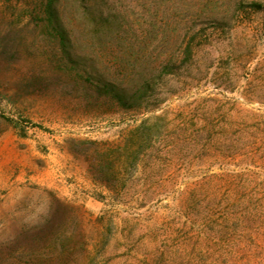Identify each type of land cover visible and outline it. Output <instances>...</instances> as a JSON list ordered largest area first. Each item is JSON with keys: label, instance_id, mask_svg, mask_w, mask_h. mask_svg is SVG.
<instances>
[{"label": "rangeland", "instance_id": "1", "mask_svg": "<svg viewBox=\"0 0 264 264\" xmlns=\"http://www.w3.org/2000/svg\"><path fill=\"white\" fill-rule=\"evenodd\" d=\"M104 2L156 24L150 64L176 69L158 108L85 102L0 1V264H264V18L221 30L210 13L264 0ZM144 119L159 136L138 167L120 151L99 177L97 154Z\"/></svg>", "mask_w": 264, "mask_h": 264}, {"label": "trees", "instance_id": "2", "mask_svg": "<svg viewBox=\"0 0 264 264\" xmlns=\"http://www.w3.org/2000/svg\"><path fill=\"white\" fill-rule=\"evenodd\" d=\"M11 1L15 3L14 11L33 21L39 30L35 46L40 63H53L54 69L65 74L75 90L84 94L85 102H102L101 105L133 113L149 112L163 103L164 76L174 74L176 69L150 64L162 63L153 59L149 51L156 25L152 21H128L113 12H104L98 7V2L104 5V0H3ZM219 7L215 3L210 11L216 29L231 30L251 25L258 15L264 18V5L256 2L229 3L223 11H218ZM135 27L139 31H134ZM193 39L182 46L180 63L189 61ZM88 63H111L107 68L110 73L91 74ZM147 121L132 128L114 151L110 146L108 151L97 154L99 177L112 173L107 165L121 157L120 151L126 154L128 166L138 167L159 136L157 127L148 126ZM89 144L98 149V142Z\"/></svg>", "mask_w": 264, "mask_h": 264}]
</instances>
